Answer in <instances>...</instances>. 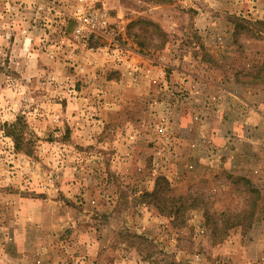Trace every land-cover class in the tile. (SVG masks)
Segmentation results:
<instances>
[{
	"label": "rangeland",
	"instance_id": "rangeland-1",
	"mask_svg": "<svg viewBox=\"0 0 264 264\" xmlns=\"http://www.w3.org/2000/svg\"><path fill=\"white\" fill-rule=\"evenodd\" d=\"M0 264H264V0H0Z\"/></svg>",
	"mask_w": 264,
	"mask_h": 264
},
{
	"label": "trees",
	"instance_id": "trees-1",
	"mask_svg": "<svg viewBox=\"0 0 264 264\" xmlns=\"http://www.w3.org/2000/svg\"><path fill=\"white\" fill-rule=\"evenodd\" d=\"M161 34L164 40L163 33ZM23 123L21 119H16L13 124L6 125L4 133L10 138L16 151L23 150ZM169 184L163 177H158L155 180L154 189L151 193H144L140 196V200L148 205H151L161 216L169 217L173 220H178L183 213L184 208L176 205L174 200L169 197Z\"/></svg>",
	"mask_w": 264,
	"mask_h": 264
}]
</instances>
